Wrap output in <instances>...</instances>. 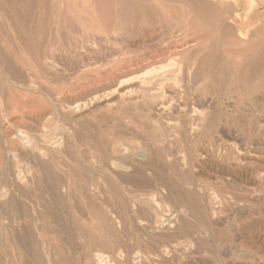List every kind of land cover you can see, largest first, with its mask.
Segmentation results:
<instances>
[{
  "label": "rangeland",
  "instance_id": "obj_1",
  "mask_svg": "<svg viewBox=\"0 0 264 264\" xmlns=\"http://www.w3.org/2000/svg\"><path fill=\"white\" fill-rule=\"evenodd\" d=\"M7 1L0 0L3 6L7 8V11L13 13L15 17L13 22L7 21L3 23V15L0 10V47H3L0 48V62L3 61L5 65L2 66L3 62L0 64V75L3 74V76H0V142L2 138L1 132L7 133L10 130L7 134H9V137H12V133L15 129H20L22 126H25L24 124L26 123L24 122H27L28 125L26 124V126L21 129L24 130L29 128L24 131L27 133L28 137L31 138L32 142L31 140L28 142L24 138L20 140L16 135L18 141L15 142L14 140L13 143L10 144V148L13 150L12 152L10 150L7 159L0 156V173H2L0 175V180L2 181V177L4 179L2 182L0 181V187L2 186L0 191L3 193L1 194L0 192V264H28V262L29 264H51L49 263L48 244L53 248L56 259L61 258V264H70L71 261V264H82V258L89 249L93 251V254L100 252L105 256H111L110 246L114 240L121 245L120 251H123V249L129 246L130 249H127H129L133 255L136 254V251L138 254L141 253L140 244L142 246L144 242L153 243L154 245H151L153 246L152 248L159 246L160 237H157L153 241H148L143 237L141 230H139L142 225L148 222L145 216L138 214L137 211L131 212L128 215L122 197H118L117 200H114L113 196H111V192L113 189L118 188L124 195L127 193L130 195L131 200H135L142 209L144 208V211L147 209L146 201H144L147 196L146 194L150 192L153 194L154 189L152 186L160 184L168 185L173 193H175L173 194L175 197L183 200L186 198V200L195 204L198 208L197 219L188 222L186 224L187 226L185 225L183 227L184 229H178L176 239L173 241L174 244H179V246L189 249V260L193 261L195 264H227L228 262L233 264H264V162H262L264 159V54H260L261 52L259 51V49L264 48V0H224L233 5L234 13L232 12L229 15L226 14L227 18L222 21V18L216 15L217 6L208 4L206 0H51L48 8L49 15L45 21L40 18L42 12V10H40V8L42 9L41 0H34L35 8L32 5L28 7L25 4L28 0H15V2L13 0ZM192 8L193 11L209 13V21L203 23L190 12ZM34 11L36 14V17H34L35 23L26 15ZM20 12L24 14V22L23 20L20 22L21 18H23V14ZM236 16L238 17L237 19ZM234 20L237 21L241 29L249 30L245 39H235V37L229 35L227 25H230L229 22H233ZM14 26H16L27 39L25 44L27 42L28 45H32L31 47L36 46L37 48H31L26 45L27 51L24 48L25 44L21 42L23 39L17 35L18 33L15 31ZM23 28H25V30ZM23 30L27 32L25 33ZM32 34H34V36H32ZM248 34L251 35L249 36ZM33 37H35L37 41ZM22 44L24 46H22ZM15 49L19 53H17ZM230 49L235 52L240 50L246 54L248 51L255 52H253L251 56L246 55V58L240 63H233L227 58L226 54ZM33 50L35 52H33ZM30 51L32 54H36V57L32 54L30 55ZM191 51L192 53L190 54ZM40 53L43 54V56H41ZM200 55L202 57H200ZM32 56L35 59H33ZM2 58H5V61L2 60ZM8 59L10 63H8ZM167 59L168 62H170L169 64ZM172 59L174 61H170ZM173 62L175 63L174 66ZM171 63L172 66L170 65ZM166 64L168 67H166ZM7 65H10L9 68ZM157 65L162 68H159ZM1 66L5 69L6 73ZM150 66L152 68L155 67L154 70L150 68ZM6 68L9 69V72ZM11 69L13 70L11 71ZM48 71H50V73ZM19 72L22 74H19ZM145 72L146 74H143ZM66 75L67 77H65ZM140 77H143V79H149L150 77L156 78L160 83L165 79V81L161 83V85L164 83L162 87H166V85H175L174 87H176L177 93L173 98L166 93L163 94L162 98L160 96V99L166 101V105L169 104L167 117L171 122L178 121V123H180L181 120L186 118L194 122L193 127L197 126L196 128H198L199 131L196 135L192 136V140L188 142V140L185 139L186 132L182 134L181 131L183 130L180 124L176 126L173 132L162 127V124L156 117L155 111H148L146 104L142 102V98L139 94L140 97L138 96L136 99L125 101L118 105L119 103H117L116 97L118 92L115 91H121V89L125 90L128 86L135 85L140 81ZM6 78L9 79L6 80ZM20 78L23 79V82ZM137 78L140 79L138 80ZM172 79L174 81L176 79V81L174 82ZM30 87L32 89H29ZM112 90H115V93ZM52 93L54 94L52 95ZM228 96L235 97L234 107H232L233 109L231 108V111L225 106V101ZM35 102L37 103L35 104ZM108 102L112 104L114 102L115 108H109V106H107L109 104ZM62 106H64V108ZM180 106H182V108H180ZM54 107H57L58 110L56 111L57 108ZM174 109L175 111H173ZM12 112L14 113L12 114ZM200 112L201 114L203 112V114L201 115ZM21 113L24 114V116ZM19 114L24 121L21 120L22 118L19 117ZM29 115L32 121L28 119ZM9 116L10 118H8ZM13 116L17 117L15 118ZM39 116L42 118L39 119ZM47 116L50 118H47ZM57 117H59V119ZM60 117L62 120H60ZM196 117L198 119H195ZM228 119L232 122L231 127L226 122ZM8 120L13 122V125H11L12 123L10 124V122H6ZM20 120L22 123H19ZM29 123L34 126H31ZM16 124L19 125L17 126ZM20 124L22 125L20 126ZM36 124L38 128L35 129L34 127H36ZM42 125L43 130L41 128ZM60 126L63 130H61ZM229 127L232 129L231 131L234 135L242 136V141L246 143L249 149L256 151V161L253 162L252 167L254 170L257 169L256 177L262 178V185L256 184V186H254L249 182H237L229 186L226 185L223 154L226 148L227 138L224 132ZM37 129L40 130L38 134L36 133ZM49 129H51V132ZM118 130L119 133H113L115 131L118 132ZM32 131H34V133ZM45 131L47 132L44 133ZM66 131L70 133H66ZM138 132L140 135H138ZM237 132L241 133L237 134ZM53 133L59 134V142L62 144L60 145L61 149L59 147L60 152L56 154L58 155L56 159H51L50 156L48 157L47 155H43L46 156V158L43 156L38 157V155L36 158L35 152H37V149L34 147L36 144L37 146L39 143L41 144L38 135L42 134L45 136L46 134ZM181 134L184 137H182ZM33 135L37 136L36 140ZM21 141L22 143H28V145H26L28 147H26L27 149L24 152L20 149ZM117 143H122L124 146L126 145L125 148H127V150L133 148L131 150L129 149L132 154L138 155L144 152L147 158L142 161L140 160L141 162L135 157H130L122 161L114 160L112 150ZM18 144L20 145L18 146ZM30 144H33L32 147ZM63 145L66 146L63 147ZM149 146H151L150 149ZM17 147L20 151H17ZM21 151L25 153V155L21 154ZM26 152H30L28 153L29 156ZM184 152L189 153L192 164L189 162L186 166L182 165L180 157H182ZM16 153L18 155H16ZM167 153L170 154L167 156ZM57 157L59 158L57 159ZM8 158L10 160H8ZM168 158L171 160H168ZM6 160L8 161L6 162ZM14 161L16 166L15 163H13ZM33 162H35L37 166ZM115 162L122 166L117 168L114 164ZM150 163H152L153 167ZM59 164L63 166L61 167ZM217 164L218 167H216ZM34 165L37 169L33 167ZM39 167L43 168L40 170ZM91 168L94 171L90 170ZM147 168L151 169L147 171ZM152 168L153 171H150ZM45 169L47 171H45ZM15 170L18 171V173L24 171V173L21 172L24 176L28 174L33 175L35 173L33 175L34 182L27 184V186H25L26 188H17V184L13 180V177H11L12 175H10L13 174ZM9 171L12 172L9 174ZM180 171L183 172L181 173ZM151 172H155L156 174L154 175V173L152 174ZM37 173L40 176L36 175ZM51 173L53 174L51 175ZM41 176H45L44 179L47 182L44 181ZM6 177L8 179H6ZM120 178H122L121 181L119 180ZM161 180L163 182H161ZM150 181L153 182L151 183ZM149 182L151 186H149ZM5 183H8V186ZM35 183L37 189L36 185H34ZM144 185H146L147 188ZM65 187H69L70 189V193L69 195L67 194V196L64 192L66 191ZM218 190H223V200L229 199V201L233 202L231 198H229L230 194L228 193L232 192L236 197L241 198L242 201L238 204H231L229 207L223 205L219 213L220 220L213 217L209 222V216L206 215V218L201 216L203 205L206 203L199 195L202 193L217 195ZM249 190L252 192L250 193ZM16 191H20V193L15 194ZM178 191L181 193H178ZM224 191L227 192L224 193ZM10 192L13 195H11ZM60 194L64 196L65 200L61 198L63 196ZM5 199L10 201H5ZM193 199H196V201ZM104 200L106 202L108 201V204H106ZM115 201H118L116 205L125 220L126 229L123 232L121 230L116 231L110 227L105 228L102 226V222H104L106 218L115 216L113 209H111L112 206L110 207ZM217 201L220 203L222 198L217 197ZM36 204L39 205V207ZM239 204L252 206L255 212L249 215V217L248 215L236 217L235 221L232 222V226H226L235 215L234 213H236V209L239 208ZM48 210L49 212L47 213L46 211ZM199 211L201 212L199 213ZM192 222L194 223L192 224ZM134 224L136 226H133ZM193 225L196 226V228ZM58 226L61 227L59 228ZM136 227H139V229ZM62 232L65 233V235ZM184 232H188V234ZM254 234H258V237L256 235L254 236ZM206 236L208 239L210 238V242L208 239L204 240ZM65 238L67 242L64 241ZM100 239L102 241H99ZM127 239L128 243L125 242ZM199 239H202V242ZM254 240L256 242H254ZM74 247L75 249H72ZM154 249H152L151 254L153 258L157 252V250ZM65 251L67 253L66 256ZM215 251L216 253H214ZM225 251L233 254V257L230 255L227 257L223 256L222 253ZM186 259L187 258L184 257L181 261L176 258L175 261V258L173 260L169 257L168 261L170 263L165 260L163 264H182Z\"/></svg>",
  "mask_w": 264,
  "mask_h": 264
},
{
  "label": "bare ground",
  "instance_id": "obj_2",
  "mask_svg": "<svg viewBox=\"0 0 264 264\" xmlns=\"http://www.w3.org/2000/svg\"><path fill=\"white\" fill-rule=\"evenodd\" d=\"M7 1V0H6ZM14 2H15V0H13ZM23 1V0H22ZM50 1L51 0H41V3H42V9L40 8V10H42V12H41V16H40V18L43 20V21H45V19L48 17V15H49V12H48V8H49V3H50ZM202 1V0H201ZM207 1V3L208 4H211V5H214V6H217V11H216V15L220 18H222L221 19V21L222 20H224V19H226L227 18V15L226 14H231L233 11H234V7H233V5L232 4H230L229 2H225L224 0H206ZM261 1V0H260ZM259 1V2H260ZM8 2V1H7ZM13 2V3H14ZM57 3V2H56ZM91 3V2H90ZM117 3V2H116ZM201 3V2H200ZM2 4V5H1ZM19 4V3H18ZM25 4L29 7L30 5H32L33 7H34V0H28V1H26L25 2ZM52 4H53V2H52ZM146 4H147V2H146ZM151 4V3H150ZM39 5H40V3H39ZM91 5V4H90ZM9 6H10V4H9ZM13 6V5H12ZM93 6V5H92ZM144 6V5H143ZM25 7V6H24ZM237 7V6H236ZM35 8V7H34ZM137 8V7H136ZM0 10L2 11V15H3V18H2V22L3 23H5V22H7V21H11V22H13V19H14V17H15V15L13 14V13H11V12H8L7 11V8H5L4 6H3V3L2 2H0ZM27 10H28V8H27ZM29 10L31 11V9L29 8ZM133 10V9H132ZM146 10V9H145ZM236 10V9H235ZM15 11V10H14ZM149 11V10H148ZM24 13H26L25 11H23ZM23 12L21 13V14H23ZM29 12V11H28ZM145 12H147V11H145ZM190 12H192L198 19H200L203 23H206V22H208L209 21V17H210V15H209V13H204V12H201V11H193V8H192V11H190ZM196 12V13H195ZM237 12V11H236ZM18 13H19V11H18ZM139 13V12H138ZM234 13V12H233ZM17 14V13H16ZM238 14V13H237ZM29 18H30V20L31 21H35V19H34V17H36V14H35V11L33 12V13H29V14H26ZM35 15V16H34ZM140 15H142V14H140ZM19 16H20V14H19ZM24 16V14L22 15V17ZM147 16H148V14H147ZM138 17H141V16H138ZM137 17V18H138ZM152 17V16H151ZM20 18V17H19ZM130 18V17H129ZM238 17L236 16V19H237ZM258 18V17H257ZM28 19V18H27ZM152 19V18H151ZM18 20V19H17ZM23 20V22H24V17L23 18H21V20H20V22ZM139 20V19H138ZM153 20V19H152ZM29 21V20H28ZM188 21H189V19H188ZM247 21V20H246ZM17 22V21H16ZM22 22V23H23ZM26 22H27V20H26ZM32 22V23H33ZM192 22V21H191ZM243 22H245V21H243ZM15 23V22H14ZM18 23V22H17ZM35 23V22H34ZM46 23V22H45ZM109 23V22H108ZM230 23V25L228 24L227 25V29H228V33H229V35H231L232 37H235V39L237 38V39H245V37H246V34H247V32H249V30L247 31V30H244V29H241L240 28V26H238V23H237V21H230L229 22ZM257 23V22H256ZM31 24V23H30ZM107 24V23H106ZM105 24V25H106ZM119 24V23H118ZM246 24V23H245ZM6 25V24H5ZM12 25H14V24H12ZM22 25H24V24H22ZM43 25V24H42ZM256 25V24H255ZM7 26V25H6ZM17 26V25H16ZM16 26H14V29H15V31L18 33L17 35H19L22 39H23V41H21L23 44H25V41H27V39L21 34V32L16 28ZM34 26V25H33ZM32 26V27H33ZM37 26H38V23H37ZM140 26V25H139ZM216 26H217V24H216ZM43 27V26H42ZM3 28V27H2ZM1 28V29H2ZM53 28V27H52ZM135 28H136V26H135ZM158 28V27H157ZM217 28V27H216ZM221 28H222V26H221ZM247 28V27H246ZM24 30H25V28H23ZM105 29V28H104ZM123 29H124V27H123ZM223 29V28H222ZM23 30V31H24ZM30 30H32V29H30ZM108 30V29H107ZM134 30V29H133ZM145 30V29H144ZM2 31V30H1ZM25 33L27 32V31H24ZM110 32V31H109ZM125 32V31H124ZM138 32V31H137ZM2 33H3V31H2ZM39 33V32H38ZM223 33V32H222ZM5 34V33H4ZM11 34V33H10ZM28 34V33H27ZM209 34V33H208ZM48 35V34H47ZM61 35V34H60ZM249 35V34H248ZM251 35V34H250ZM249 35V36H250ZM5 36V35H4ZM12 36V35H11ZM32 36H34V34H32ZM37 36V35H36ZM249 36H248V39H249ZM171 37V36H170ZM28 38H29V36H28ZM33 38H35V37H33ZM227 38V37H226ZM10 39H12V38H10ZM36 39V38H35ZM211 39V38H210ZM247 39V40H248ZM8 40H9V38H8ZM21 40V39H20ZM20 40H19V42H20ZM30 40H32V39H30ZM34 40V39H33ZM51 40V39H50ZM173 40V39H172ZM252 40V39H251ZM3 41V40H2ZM10 41H12V40H10ZM36 41H37V39H36ZM43 41H44V39H43ZM163 41H164V39H163ZM171 41V40H170ZM250 41V40H249ZM12 42H14V41H12ZM182 42V41H181ZM192 42V41H191ZM228 42V41H227ZM252 42V41H251ZM33 43V42H32ZM31 43V44H32ZM80 43V42H79ZM169 43V42H168ZM170 43H172V42H170ZM187 43V42H186ZM193 43V42H192ZM13 44V43H12ZM22 44V46H24ZM29 44H30V42H29ZM35 44H36V42H35ZM41 44V43H40ZM165 44V43H164ZM185 44V43H184ZM191 44V43H190ZM243 44V43H242ZM26 45H28L27 44V42H26V44H25V46H24V48L27 50V48H26ZM37 45V44H36ZM169 45V44H168ZM14 46V45H13ZM19 46V45H18ZM32 46V45H31ZM30 45H28V47H31ZM41 46V45H40ZM68 46V45H67ZM170 46H172V45H170ZM169 46V47H170ZM177 46V45H176ZM182 46V45H181ZM180 46V47H181ZM2 47V46H1ZM0 47V48H1ZM15 47V46H14ZM34 47V46H33ZM33 47H31V48H33ZM36 47V46H35ZM34 47V48H35ZM77 47H79V46H77ZM183 47H184V45H183ZM3 48V47H2ZM7 48H8V46H7ZM16 48V47H15ZM30 48V49H31ZM37 48V47H36ZM187 48V47H186ZM9 49V48H8ZM58 49V48H57ZM174 49V48H173ZM13 50H14V48H13ZM179 50V49H178ZM195 50V49H194ZM15 51H16V49H15ZM28 51V50H27ZM31 51H32V49H31ZM30 51V55L32 54V52ZM38 51V50H37ZM57 51V50H56ZM166 51H168V50H166ZM165 51V52H166ZM259 51L261 52L260 54H264V48H262V49H259ZM17 53H19L18 51H16ZM21 52V51H20ZM33 52H35L34 50H33ZM45 52V51H44ZM204 52V51H203ZM253 52H255V51H248L247 52V54L245 53V52H241L240 50L238 51V52H235V51H231V49H230V51H227V58H229V60L230 61H232L233 63L235 62V63H240L244 58H246L245 56L247 55V56H251L252 54H253ZM6 53V52H5ZM149 53V52H148ZM157 53V52H156ZM170 53V52H169ZM169 53H167V54H169ZM192 53V51L190 52V54ZM1 54V53H0ZM14 54H16V53H14ZM41 54V53H40ZM161 54V53H160ZM3 55V54H2ZM6 55V54H5ZM18 55V54H17ZM20 55V54H19ZM27 55V54H26ZM34 57H36L35 55L36 54H32ZM46 55H48V54H46ZM63 55V54H62ZM163 55V54H162ZM171 55V54H170ZM193 55V54H192ZM204 55V54H203ZM22 56V55H21ZM32 56V57H33ZM41 56H43V54H41ZM152 56V55H151ZM150 56V57H151ZM206 56V55H205ZM23 57V56H22ZM33 57V59H35ZM145 57V56H144ZM200 57H202L201 55H200ZM30 58V57H29ZM157 58V57H156ZM161 58V57H160ZM172 58V57H171ZM170 58V59H171ZM1 59V58H0ZM5 59V58H4ZM3 58H2V60H4ZM23 59V58H22ZM25 59V58H24ZM44 59V58H43ZM49 59H51V58H49ZM168 59H169V56H168ZM168 59H167V62H168ZM259 59V58H258ZM257 59V60H258ZM29 60V59H28ZM37 60V59H36ZM262 60V59H261ZM5 61V60H4ZM8 61H9V59H8ZM154 61H156V60H154ZM170 61H174L173 59L172 60H170ZM1 62H3V61H1ZM1 62H0V64H1ZM45 62V61H44ZM144 62V61H143ZM149 62V61H148ZM201 62H203V61H201ZM7 63V62H6ZM8 63H10V61L8 62ZM26 63V62H25ZM31 63V62H30ZM35 63H36V61H35ZM158 63H160V62H158ZM157 63V64H158ZM170 62H168V64H169ZM174 63V62H173ZM205 63V62H204ZM226 63V62H225ZM231 63V62H230ZM163 64V63H162ZM162 64H161V66H162ZM251 64V63H250ZM4 65V62L2 63V66ZM37 65V64H36ZM145 65V64H144ZM171 66H172V63L170 64ZM175 65V63L173 64V66ZM180 65V64H179ZM184 65V64H183ZM229 65H231V64H229ZM260 65H262V64H260ZM264 65V64H263ZM1 66V67H2ZM5 66V65H4ZM8 66V65H7ZM10 66V65H9ZM9 66H8V68H9ZM34 66V65H33ZM39 66H40V64H39ZM42 66V65H41ZM152 66V65H151ZM150 66V68H152ZM157 66H159V65H157ZM161 66H159V68L161 67ZM227 66V65H226ZM29 67V66H28ZM37 67V66H36ZM163 67H164V65H163ZM166 67H168V65L166 64ZM181 67V66H180ZM243 67V66H242ZM8 68H6V70H8V72H9V69ZM13 68V67H12ZM39 68V67H38ZM42 68V67H41ZM48 68V67H47ZM155 68V67H154ZM154 68H152L153 70H154ZM158 68V67H157ZM156 68V69H157ZM162 68V67H161ZM178 68H179V66H178ZM184 68V67H183ZM187 68V67H186ZM216 68V67H215ZM2 69H4L3 67H2ZM14 69V68H13ZM13 69H11V71L13 70ZM17 69V68H16ZM26 69V68H25ZM37 69V68H36ZM151 69V70H152ZM166 69V68H165ZM189 69H191V68H189ZM188 69V70H189ZM251 69V68H250ZM260 69H261V67H260ZM28 70V69H27ZM83 70V69H82ZM147 70V69H146ZM145 70V71H146ZM150 70V69H149ZM152 70V71H153ZM172 70V69H171ZM31 71V70H30ZM80 71V70H79ZM144 71V70H143ZM156 71H158V70H156ZM155 71V72H156ZM160 71V70H159ZM168 71V70H167ZM166 71V72H167ZM264 71V70H263ZM4 72H5V69H4ZM3 72V73H4ZM21 72V71H20ZM19 72V74H22V73H20ZM49 73H50V71H48ZM55 72V71H54ZM149 72V71H148ZM175 72H177V71H175ZM180 72H181V70H180ZM216 72V71H215ZM6 73V72H5ZM13 73V72H12ZM42 73V72H41ZM151 73V72H150ZM211 73H212V71H211ZM210 73V74H211ZM7 74H9V73H7ZM6 74V75H7ZM15 74H18V73H15ZM18 74V75H19ZM48 74V73H47ZM73 74V73H72ZM143 74H146V72L145 73H143ZM152 74V73H151ZM150 74V75H151ZM243 74V73H242ZM10 75V74H9ZM25 75V74H24ZM53 75V74H52ZM68 75V74H67ZM67 75L65 76V77H67ZM73 75H75V74H73ZM159 75H161V74H159ZM164 75H165V73H164ZM176 75H178V74H176ZM263 75V74H262ZM0 76H3V74L2 75H0ZM35 76H36V74H35ZM42 76V75H41ZM60 76V75H59ZM166 76H167V74H166ZM211 76H212V74H211ZM22 77V76H21ZM44 77V76H43ZM56 77V76H55ZM64 77V78H65ZM139 77V76H138ZM143 77H144V75H143ZM143 77L140 79V81H138L135 85H132V86H128L125 90H122L121 89V91H115V92H118L117 93V103H119L118 105H120L121 103H124L125 101H131V100H133V99H136L139 95L141 96V98H142V102L144 103V104H146V108H148V111H150V110H153V111H155V113H156V117H157V119H159V121H160V123L162 124V127H165V128H167L170 132H173L174 131V129L176 128V126H178L179 124H180V127L182 128V130L183 131H181L182 132V134L183 133H185L186 132V136H185V139L186 140H188V142L190 141V140H192V136H194V135H196L197 134V132L199 131V129L198 128H196V127H193V124H194V122L193 121H189L187 118L186 119H184V120H181L180 121V123H178V121H174V122H171L170 120H169V118L167 117L168 115V106H169V104L168 105H166V101H164V100H161L160 99V96H161V98H162V96H163V94H166L167 93V95H170V97H172L173 98V96L177 93V89H176V87H174L175 85H166V87H162L163 85H164V83H163V85H161V83L162 82H164L165 81V79H163L164 81H162L161 83L158 81V79H156V78H152V77H150L149 79H143ZM148 77V76H147ZM156 77V76H155ZM175 77H177V76H175ZM174 77V78H175ZM11 78H12V76H11ZM173 78V77H172ZM178 78V77H177ZM241 78H243V77H241ZM255 78V77H254ZM5 79V78H4ZM7 79H9V78H6V80ZM16 79V78H15ZM24 79H25V77H24ZM59 79V78H58ZM57 79V80H58ZM67 79V78H66ZM138 79V78H137ZM138 79V80H139ZM226 79V78H225ZM252 79V78H251ZM11 80V79H10ZM19 80V79H18ZM20 80L22 81L23 79H21L20 78ZM19 80V81H20ZM27 80V79H26ZM173 80V79H172ZM256 80V79H255ZM161 81V80H160ZM169 81V80H168ZM174 81V80H173ZM172 81V82H173ZM175 81H176V79H175ZM174 81V82H175ZM178 81V80H177ZM225 81V80H224ZM227 81V80H226ZM12 82H14V81H12ZM23 82V81H22ZM24 82H28V81H24ZM128 82V81H127ZM30 83V82H29ZM37 83V82H36ZM62 83V82H61ZM130 85H131V83H130ZM176 85H177V82H176ZM120 86V85H119ZM118 86V87H119ZM21 87V86H20ZM70 87V86H69ZM117 87V86H116ZM240 87V86H239ZM255 87V86H254ZM181 88V87H180ZM24 89V88H23ZM26 89V88H25ZM29 89H32L31 87L29 88ZM117 89V88H116ZM13 90V89H12ZM241 90V89H240ZM253 90V89H252ZM62 91H64V90H62ZM113 91V90H112ZM113 91V92H114ZM179 91V90H178ZM41 92V91H40ZM44 92H46V91H44ZM52 92V91H51ZM50 92V93H51ZM114 92V93H115ZM14 93V92H13ZM59 93V92H58ZM57 93V94H58ZM47 94H48V92H47ZM54 93H52V95H53ZM60 94V93H59ZM139 94V95H138ZM229 94V93H228ZM112 95V94H111ZM57 96V95H56ZM110 96V95H109ZM139 96V97H140ZM6 97V96H5ZM28 97V96H27ZM49 97V96H48ZM61 97V96H60ZM64 97V96H63ZM95 97V96H94ZM97 97V96H96ZM106 97V96H105ZM224 97V96H223ZM255 97V96H254ZM20 98V97H19ZM35 98V97H34ZM107 98V97H106ZM4 99V98H3ZM13 99V98H12ZM97 99H98V97H97ZM108 99V98H107ZM114 99V98H113ZM169 99V98H168ZM58 100V99H57ZM93 100V99H92ZM100 100V99H99ZM105 100V99H104ZM175 100V99H174ZM22 101V100H21ZM27 101V100H26ZM38 101V100H37ZM178 101V100H177ZM247 101V100H246ZM258 101H259V99H258ZM115 102V101H114ZM114 102H113V104L111 103H109L107 106H109V108L111 107V108H115V106H114ZM215 102V101H214ZM256 102V101H255ZM9 103V102H8ZM17 103V102H16ZM23 103H24V101H23ZM27 103V102H26ZM29 103H30V101H29ZM37 102H35V104H36ZM64 103V102H63ZM68 103V102H67ZM79 103V102H78ZM106 103V102H105ZM171 103V102H170ZM201 103V102H200ZM212 103V102H211ZM234 103H235V97L233 98V96H228L227 97V99H226V101H225V106H226V108L229 110V111H231V108L232 107H234ZM21 104V103H20ZM181 104V103H180ZM253 104V103H252ZM260 104V103H259ZM258 104V105H259ZM13 105H14V103H13ZM18 105V104H17ZM28 105V104H27ZM32 105V104H31ZM68 105V104H67ZM78 105V104H77ZM81 105V104H80ZM143 105V104H142ZM210 105V104H209ZM212 105V104H211ZM15 106V105H14ZM29 106H30V104H29ZM35 106H37V105H35ZM54 106V105H53ZM243 106V105H242ZM11 107V106H10ZM21 107V106H20ZM23 107H24V105H23ZM40 107V106H39ZM60 107V106H59ZM63 108H64V106H62ZM143 107H144V105H143ZM12 108V107H11ZM10 108V109H11ZM15 108H16V106H15ZM25 108V107H24ZM36 108V107H35ZM34 108V109H35ZM54 108H57V107H54ZM67 108V107H66ZM82 108V107H81ZM83 108H85V107H83ZM178 108V107H177ZM180 108H182V106H180ZM179 108V109H180ZM9 109V108H8ZM18 109V108H17ZM21 109V108H20ZM27 109V108H26ZM33 109V110H34ZM233 109V108H232ZM16 110V109H15ZM58 110V108L56 109V111ZM76 110V109H75ZM80 110V109H79ZM78 110V111H79ZM170 110V109H169ZM177 110V109H176ZM203 110V109H202ZM245 110V109H244ZM253 110V109H252ZM256 110V109H255ZM13 111V110H12ZM31 111V110H30ZM35 111V110H34ZM173 111H175V109L173 110ZM201 111V110H200ZM18 112H20V111H18ZM25 112V111H24ZM71 112V111H70ZM197 112H199V111H197ZM214 112H215V110H214ZM2 113V112H1ZM14 112H12V114H13ZM27 113V112H26ZM49 113V112H48ZM58 113V112H57ZM72 113V112H71ZM218 113V112H217ZM22 114V113H21ZM37 114V113H36ZM45 114V113H44ZM66 114V113H65ZM77 114V113H76ZM129 114V113H128ZM136 114V113H135ZM138 114V113H137ZM192 114H194V113H192ZM199 114V113H198ZM200 114H201V112H200ZM199 114V115H200ZM202 114H203V112H202ZM201 114V115H202ZM254 114V113H253ZM23 116H24V114H22ZM31 115V114H30ZM30 115H29V117H28V119H30ZM34 115H35V113H34ZM38 115V114H37ZM69 115V114H68ZM72 115V114H71ZM78 115V114H77ZM200 115V116H201ZM44 116V115H43ZM58 116H59V114H58ZM79 116V115H78ZM196 116V115H195ZM212 116V115H211ZM210 116V117H211ZM12 117V116H11ZM13 117H15V116H13ZM17 117V116H16ZM15 117V118H16ZM19 117H20V114H19ZM18 117V118H19ZM65 117V116H64ZM69 117L71 118V116L69 115ZM130 117V116H129ZM188 117V116H187ZM191 117H193V116H191ZM198 117V116H197ZM195 118V119H198V118ZM256 117V116H255ZM8 118H10V116L8 117ZM7 118V119H8ZM20 118H22V117H20ZM26 118V117H25ZM42 117H40L39 116V119H41ZM47 118H50V117H48L47 116ZM58 119H59V117H57ZM114 118V117H113ZM6 119V120H7ZM12 119V118H11ZM11 119H9V120H11ZM33 119V118H32ZM46 119V118H45ZM58 119H57V121H58ZM116 119H117V117H116ZM134 119V118H133ZM172 119V118H171ZM176 119V118H175ZM194 119V120H195ZM240 119V118H239ZM255 119V118H254ZM6 121V122H10V121ZM21 120H23V118L21 119ZM20 120V122L19 123H22V121ZM31 120V119H30ZM47 120V119H46ZM60 120H62L61 119V117H60ZM83 120V119H82ZM151 120H153V119H151ZM209 120V119H208ZM211 120V119H210ZM12 121V120H11ZM24 121V120H23ZM29 121V120H28ZM32 121V120H31ZM34 121V120H33ZM44 122H46L45 120H43ZM74 121V120H73ZM126 121V120H125ZM155 121V120H154ZM203 121V120H202ZM235 121V120H234ZM237 121H238V119H237ZM240 121V120H239ZM241 121H242V118H241ZM17 122V121H16ZM75 122V121H74ZM200 122V121H199ZM227 124L231 127L232 126V122H231V120L230 119H228L227 121ZM12 123V124H11ZM24 123H26L27 125H28V123L27 122H24ZM31 123V122H30ZM29 123V124H30ZM37 123H38V121H37ZM53 123H55V122H53ZM60 123V122H59ZM72 123V122H71ZM159 123V124H160ZM244 123V122H243ZM255 123V122H254ZM7 124V123H6ZM10 124L11 125H13V122H10ZM15 124V123H14ZM26 124H24L25 126H26ZM35 124V123H34ZM57 124V123H56ZM65 124V123H64ZM74 124V123H73ZM80 124V123H79ZM87 124V123H86ZM200 124V123H199ZM5 125V124H4ZM17 125V124H16ZM19 125V124H18ZM17 125V126H18ZM22 124H20V126H21ZM31 125V124H30ZM77 125V124H76ZM118 125V124H117ZM122 125V124H121ZM239 125V124H238ZM24 126V127H25ZM31 126H34L33 124L31 125ZM30 126V127H31ZM39 126V125H38ZM59 126V125H58ZM64 126H66V125H64ZM223 126V125H222ZM240 126H242V125H240ZM245 126H246V123H245ZM5 127V126H4ZM12 127H15V126H12ZM23 127V126H22ZM21 127V128H22ZM23 127V128H24ZM27 127H29V126H27ZM52 127H54V126H52ZM61 127V126H60ZM59 127V128H60ZM125 127V126H124ZM228 128V129H226V131L224 132V134H225V136H226V138H227V143H226V148H225V150H224V154H223V159H224V171H225V181H226V185L227 186H229V185H231L232 183H237V182H249L250 184H252V185H254V186H256V184H260V185H262L263 184V181H262V178H257L256 177V170H254V168L252 167V164H253V162H255L256 161V151L255 150H251V149H249L248 147H247V145H246V143H244L243 141H242V139H241V137L242 136H238V135H234V133L231 131L232 129L231 128ZM236 127V126H235ZM19 129V128H17V129H15V131H13V138L10 136L9 137V134H7L8 132H10V130L7 132V133H2L1 132V136H2V138H1V142H0V156L1 157H5V159H7V157L9 156L8 154H9V152H10V150H11V148H10V144L11 143H13V141L15 140V142L16 141H18L17 140V137H19L20 138V140H22L23 138L24 139H26V141H28L29 142V140H31V138L30 137H28V135H27V133L25 132L26 131V129H29V128H26V129H24V130H22V129ZM35 129L36 128H38L37 127V124H36V127H34ZM42 130H43V125H42ZM55 128V127H54ZM71 128V127H70ZM80 128V127H79ZM129 128V127H128ZM237 128V127H236ZM10 129V128H9ZM40 129V128H39ZM221 129V128H220ZM225 129V128H224ZM244 129V128H243ZM245 129H246V127H245ZM12 130V129H11ZM34 130V129H33ZM44 130H46V129H44ZM51 129H49V131H50ZM59 130V129H58ZM61 130H63V128L61 127ZM65 130V129H64ZM66 130H67V128H66ZM72 130V129H71ZM201 130V129H200ZM28 131V130H27ZM36 131V130H35ZM38 131L40 132V130H38L37 129V131H36V133L38 134ZM48 131V132H49ZM57 131V130H56ZM133 131H134V129H133ZM132 131V132H133ZM234 131V130H233ZM236 131V130H235ZM255 131V130H254ZM33 133H34V131H32ZM47 131H45L44 133H46ZM51 132V131H50ZM65 132V131H64ZM63 132V133H64ZM42 133V132H41ZM61 133H62V131H61ZM66 133H70L69 131L67 132L66 131ZM113 133H119V130H118V132H113ZM134 133H135V131H134ZM139 133V132H138ZM240 134L241 132H237V134ZM255 133V132H254ZM257 133V132H256ZM32 134V133H31ZM43 134V133H42ZM42 134H40V135H38V138H39V140L41 141V144L39 143L38 144V146H37V144H36V146L34 147L35 149H37V152H35V154H36V158H37V155H38V157H41V156H43V155H47L48 157L50 156V158L51 159H53V158H55L56 159V156H58V155H56L57 153H59L60 151H59V147H60V149H61V146L60 145H62L61 144V142H59V140H60V137H58V135L59 134H56V133H53V134H46L45 136L44 135H42ZM74 134V133H73ZM142 134H143V132H142ZM181 134V135H182ZM16 135H17V137H16ZM127 135H128V132H127ZM138 135H140V133L138 134ZM137 135V136H138ZM33 136H35V135H33ZM220 136V135H219ZM259 136V135H258ZM32 137V136H31ZM36 137L37 136H35V140H36ZM62 137V136H61ZM140 137V136H139ZM142 137V136H141ZM182 137H184L183 135H182ZM246 137V136H245ZM30 138V139H29ZM137 138V137H136ZM144 138V137H143ZM223 138H225V137H223ZM259 138V137H258ZM33 139V138H32ZM64 139V138H63ZM62 139V140H63ZM154 139V138H153ZM244 139V138H243ZM34 140V139H33ZM38 140V139H37ZM66 140V139H65ZM158 140V139H157ZM224 140V139H223ZM256 140V139H255ZM261 140V139H260ZM26 141H24V142H26ZM31 142H32V140H31ZM73 142H74V140H73ZM160 142V141H159ZM225 142V141H224ZM248 142V141H247ZM256 142V141H255ZM35 143V142H34ZM36 143H38V142H36ZM75 143V142H74ZM191 143V142H190ZM249 143H251V142H249ZM248 143V144H249ZM21 148L20 149H22L23 150V152L24 151H26V147H28V146H26V145H28V143L26 144V143H22V141H21ZM20 144H18V146L20 145ZM66 144V143H65ZM68 144V143H67ZM162 144V143H161ZM160 144V145H161ZM31 145V144H30ZM33 145V144H32ZM32 145H31V147H32ZM40 145V146H39ZM255 145V144H254ZM66 146V145H65ZM64 145H63V147H65ZM126 146V145H125ZM125 146H124V144H122V143H117L114 147H113V150H112V154H113V159L114 160H117V161H122V160H126V159H128V158H130V157H135V158H137V159H139L138 161L139 162H141L142 160H144L145 158H147V156H146V154L144 153V152H141L140 154H138V155H135V154H132L130 151H129V149L127 150V148H125ZM78 147V146H77ZM160 147V146H159ZM33 148V149H34ZM108 148H109V146H108ZM151 148V146H149V149ZM221 148H222V146H221ZM221 148H220V151H221ZM14 149H15V146H14ZM29 149H30V147H29ZM64 149V148H63ZM70 149V148H69ZM131 149H133V148H131ZM130 149V150H131ZM147 149V148H146ZM217 149V148H216ZM253 149V148H252ZM255 149V148H254ZM13 150V149H12ZM12 150H11V152H12ZM78 150V149H77ZM264 150V149H263ZM15 151H16V149H15ZM17 151H20V150H18V147H17ZM64 151V150H63ZM165 151V150H164ZM201 151V150H200ZM14 152V151H13ZM22 152V151H21ZM21 153V154H24L25 155V153ZM91 152V151H90ZM109 152V151H108ZM167 152V151H166ZM175 152V151H174ZM27 153V152H26ZM28 153H30V152H28ZM28 153H27V155H28ZM63 153H65V152H63ZM11 154V153H10ZM15 154V153H14ZM21 154H20V157H21ZM33 154V153H32ZM31 154V155H32ZM70 154V153H69ZM153 154V153H152ZM170 153H167V156L169 155ZM182 154V153H181ZM195 154V153H194ZM260 154V153H259ZM16 155H18L17 153H16ZM23 155V156H24ZM26 155V156H27ZM154 155V154H153ZM152 155V156H153ZM13 156V155H12ZM29 156V155H28ZM33 156V155H32ZM31 156V157H32ZM194 156V155H193ZM19 157V156H18ZM44 158H46V156H43ZM155 157V156H154ZM10 158V157H9ZM8 158V160H10ZM17 158V157H16ZM27 158V157H26ZM59 157H57V159H58ZM82 158V157H81ZM158 158V157H157ZM14 160H17V159H15V158H13ZM19 159V158H18ZM31 159V158H30ZM34 159H35V157H34ZM50 159V160H51ZM54 159V160H55ZM151 159H153V158H151ZM180 159H181V163H182V165L183 166H186L187 164H189V162H191V158H190V156H189V153L188 152H184L183 154H182V157H180ZM193 159V158H192ZM217 159V158H216ZM8 160H6V162L8 161ZM11 160H12V158H11ZM37 160V159H36ZM35 160V161H36ZM81 160V159H80ZM136 160V159H135ZM141 160V161H140ZM156 160V159H155ZM168 160H171V159H169L168 158ZM264 160V159H263ZM262 160V162H264ZM3 161H5V160H3ZM86 161V160H85ZM178 161H179V157H178ZM200 161V160H199ZM31 162H32V159H31ZM56 162V161H55ZM60 162V161H59ZM84 162V161H83ZM149 162V161H148ZM155 162V161H154ZM158 162H159V160H158ZM5 163V162H4ZM13 163H15V161L13 162ZM26 163H27V161H26ZM30 163V162H29ZM35 165H36V163H37V161H36V163L35 162H33ZM42 163V162H41ZM143 163V162H142ZM175 163V162H174ZM9 164V163H8ZM8 164H6V165H8ZM18 164V163H17ZM30 164H32V163H30ZM29 164V165H30ZM38 164V163H37ZM115 164V166L117 167V168H120V166H122L121 164L119 165V163H117V162H115L114 163ZM129 164V163H128ZM143 164H145V163H143ZM151 164V166L153 167V165H152V163H150ZM171 164V163H170ZM191 164H192V162H191ZM213 164V163H212ZM5 165V164H4ZM28 165V166H29ZM33 165V164H32ZM35 165L33 166V167H35ZM42 165V164H41ZM60 165V164H59ZM163 165H164V163H163ZM209 165V164H208ZM9 166V165H8ZM15 166H16V163H15ZM14 166V167H15ZM18 166H20V165H18ZM37 166V165H36ZM39 166V165H38ZM46 166V165H45ZM57 166H58V164H57ZM61 167L63 166V165H60ZM65 166V165H64ZM166 166V165H165ZM197 166V165H196ZM220 166H222V165H220ZM255 166V165H254ZM5 167V166H4ZM10 167V166H9ZM13 167V168H14ZM26 167H27V165H26ZM30 167V166H29ZM32 167V166H31ZM59 167V166H58ZM60 167V168H61ZM80 167V166H79ZM90 167V166H89ZM133 167V166H132ZM216 167H218V164H217V166ZM24 168H25V165H24ZM36 168V167H35ZM40 168V167H39ZM43 167H41L40 168V170L42 169ZM65 168H66V166H65ZM73 168V167H72ZM80 168H83V167H80ZM215 168V167H214ZM257 168V167H256ZM4 169V168H3ZM2 169V170H3ZM7 169V168H6ZM9 169V168H8ZM11 169V168H10ZM15 169V168H14ZM16 169H17V167H16ZM20 169H21V167H20ZM37 169V168H36ZM35 169V170H36ZM48 169V168H47ZM149 169H151V168H149ZM148 168H147V171L149 170ZM222 169V168H221ZM2 170H1V172H2ZM13 170V169H12ZM22 170H23V168H22ZM25 170H27L28 171V169H25ZM31 170H32V168H31ZM49 170V169H48ZM90 170H92V168L90 169ZM133 170V169H132ZM215 170H216V168H215ZM3 171H5V170H3ZM30 171V170H29ZM28 171V172H29ZM39 171V170H38ZM45 171H47L46 169H45ZM84 171V170H83ZM92 171H94V170H92ZM97 171V170H96ZM150 171H153V168H152V170H150ZM185 171V170H184ZM219 171V170H218ZM12 172V171H11ZM10 171H9V174L11 173ZM15 172V173H14ZM13 172V174H10V175H12L11 177H13V180L15 181V183L17 184L16 186H17V188H23V187H25V186H27V184H29V183H33L34 182V177H33V175L35 174H33V175H31V174H28V175H26V176H24V175H22V173L21 172H23L24 173V171H21L20 173H18V171H14ZM27 172V173H28ZM31 172V171H30ZM34 172V171H33ZM32 172V173H33ZM132 172V171H131ZM181 172V171H180ZM183 172V171H182ZM181 172V173H182ZM216 172V171H215ZM220 172V171H219ZM3 173H5V172H3ZM47 173V172H46ZM50 173V172H49ZM116 173V172H115ZM128 173H129V171H128ZM152 173V172H151ZM154 173V175L156 174L155 172H153ZM152 173V174H153ZM186 173V172H185ZM222 173H224V172H222ZM2 173H0V175H1ZM7 174V173H6ZM53 173H51V175H52ZM166 174H167V172H166ZM4 175V174H3ZM36 175H38V173L36 174ZM43 175V174H42ZM48 175V174H47ZM70 175V174H69ZM162 175V174H161ZM171 175V174H170ZM188 175V174H187ZM211 175V174H210ZM38 176H40V175H38ZM92 176V175H91ZM10 177V176H9ZM41 177H43V176H41ZM45 177V176H44ZM44 177H43V179H44ZM48 177H49V175H48ZM52 177V176H51ZM75 177V176H74ZM112 177V176H111ZM122 177V176H121ZM144 177H145V175H144ZM173 177V176H172ZM261 177V176H260ZM47 178V177H46ZM55 178V177H54ZM85 178H86V176H85ZM131 178V177H130ZM149 178V177H148ZM6 179H8L7 177H6ZM41 179V178H40ZM51 179V178H50ZM69 179V178H68ZM121 179L122 178H120L119 180L121 181ZM142 179V178H141ZM154 179V178H153ZM157 179V178H156ZM160 179H161V176H160ZM160 179H158V180H160ZM164 179V178H163ZM162 179V180H163ZM166 179V178H165ZM183 179H184V177H183ZM186 179V178H185ZM194 179V178H193ZM4 179H3V177H2V181H3ZM124 180H126V179H124ZM144 180V179H143ZM145 180H146V177H145ZM144 180V181H145ZM149 180V179H148ZM161 180V182H163ZM189 180V179H188ZM264 180V179H263ZM1 181V180H0ZM1 181V182H2ZM8 181V180H7ZM13 181V182H14ZM36 181V180H35ZM42 181V180H41ZM44 181H46L45 179H44ZM52 181V180H51ZM97 181V180H96ZM118 181V180H117ZM135 181V180H134ZM137 181V180H136ZM168 181V180H167ZM166 181V182H167ZM177 181V180H176ZM5 182V181H4ZM10 182H11V180H10ZM47 182V181H46ZM55 182V181H54ZM126 182V181H125ZM124 182V183H125ZM127 182H129V181H127ZM132 182V181H131ZM141 182V181H140ZM151 183L153 182V181H150ZM150 182H149V186H151V184H150ZM165 182V183H166ZM178 182V181H177ZM180 182V181H179ZM185 182V181H184ZM37 183V182H36ZM36 183L34 184V185H36ZM42 183H43V181H42ZM69 183V182H68ZM130 183V182H129ZM136 183V182H135ZM134 183V184H135ZM143 183V182H142ZM146 183H147V180H146ZM169 183V182H168ZM6 184V183H5ZM13 184V183H12ZM126 184H128V183H126ZM141 184V183H140ZM144 184V183H143ZM154 184V183H153ZM179 184V183H178ZM246 184H248V183H246ZM7 186H8V183L6 184ZM5 185V186H6ZM146 185H148V184H146ZM146 185H144L145 187H146ZM170 185V184H169ZM235 185H237V184H235ZM241 185V184H240ZM249 185V184H248ZM6 186V187H7ZM33 186V185H32ZM97 186H98V182H97ZM101 186V185H100ZM127 186V185H126ZM134 186V185H133ZM136 186V185H135ZM242 186V185H241ZM244 186V185H243ZM246 186V185H245ZM2 187V186H1ZM0 187V188H1ZM47 187H48V185H47ZM73 187V186H72ZM91 187V186H90ZM143 187V186H142ZM153 187V189H154V191H153V194H152V192H150V193H147L146 195V197H145V199H144V201H146V205H147V209L146 210H144L143 211V209L140 207V205H138L137 204V202L135 201V200H131V197H130V195H128L127 193H125V195H124V193L123 192H121L120 191V189H118V188H116V189H113V191L111 192V196H113V199L114 200H117L118 199V197H122V199H123V202L125 203V209H126V211H127V213H128V215H129V213H131V212H135V211H137L138 212V214H142L143 216H145V218L147 219L146 221H148L147 223H145L144 225H142L141 226V228L139 229V227H136V228H138L139 230H141V232H142V235H143V237H145L148 241H150V240H155L157 237H160L161 238V240H160V242H159V246H156V247H154L156 250H157V252L155 253V257L153 258L152 256H151V254H152V249H154V248H152L153 246H151L152 244L149 242V243H145L144 242V244L141 246V244H140V247H141V253L140 254H138L137 253V251H136V254L135 255H133L132 254V252L129 250L130 248H129V246L128 247H126L125 249H123V251H120V248H121V245L116 241V240H114L112 243H111V246H110V248H111V256H105L104 254H102V253H100V252H98V253H95V254H93L92 252V250H87L86 251V253H85V255L83 256V263L82 264H163L164 263V261L165 260H167L168 261V258L169 257H171L173 260H174V258H175V261H176V258L177 259H180L181 261L183 260V258L184 257H186L187 259H186V261L185 262H182V264H195L193 261H191V260H189L188 258H189V249H187L186 247L184 248V247H181V246H179V244H174L173 243V241L176 239V234H177V230L178 229H181V228H183L188 222H191V221H194L195 219H197V216H198V208H197V206L195 205V204H193V203H191V202H189L188 200H186V198L183 200V199H181V198H177V197H175L173 194H175V193H173V191L171 190V188L168 186V185H163V184H160V185H155V186H152ZM182 187V186H181ZM200 187V186H199ZM233 187V186H232ZM236 187V186H235ZM239 187V186H238ZM249 187V186H248ZM250 187H252V186H250ZM8 188V187H7ZM26 188V187H25ZM35 188V187H34ZM140 188H141V186H140ZM147 188V187H146ZM203 188V187H202ZM227 188V187H226ZM244 188V187H243ZM5 189V188H4ZM9 189H11V188H9ZM36 189H37V185H36ZM41 189V188H40ZM44 189V188H43ZM61 189V188H60ZM63 189V188H62ZM65 189H66V191H64L65 192V194H66V196H67V194L69 195V193H70V189H69V187H65ZM94 189H96V188H94ZM131 189V188H130ZM145 189V188H144ZM149 189H150V187H149ZM152 189V188H151ZM220 189V188H219ZM16 190V189H15ZM23 190V189H22ZM38 190H39V188H38ZM97 190V189H96ZM101 190V189H100ZM177 190V189H176ZM186 190V189H185ZM244 190V189H243ZM242 190V191H243ZM248 190V189H247ZM246 190V191H247ZM3 191V190H2ZM9 191H11V190H9ZM24 191V190H23ZM32 191V190H31ZM40 191V190H39ZM50 191H51V189H50ZM99 191V190H98ZM139 191H141V190H139ZM175 191V190H174ZM245 191V192H246ZM1 192V191H0ZM22 192V191H21ZM53 192V191H52ZM61 192V191H60ZM92 192V191H91ZM180 191H178V193H179ZM210 192V191H209ZM213 192V191H212ZM225 192H227V191H224V193ZM235 192V191H234ZM249 192L251 193L252 191L251 190H249ZM14 193V192H13ZM16 193H20V191L19 192H15V194ZM27 193V192H26ZM181 193V192H180ZM229 194H230V197L229 198H231V200L233 201V202H231V201H229V199L228 200H223V190H218L217 191V195H210V194H204V193H202V194H200L199 196H200V198L201 199H203V200H205L204 202L206 203L205 205H203V212H202V215L201 216H203L204 218H206V215L207 216H209V222H210V219L211 218H213V217H216V219H218V220H220V216H219V213H220V210H221V208L223 207V205L224 206H226V207H229L231 204H238L240 201H242L241 200V198H239V197H236L235 196V194L234 193H232V192H228ZM249 193V194H250ZM1 194H3L2 192H1ZM10 194H11V192H10ZM14 194V195H15ZM42 194V193H41ZM110 194V193H109ZM248 194V195H249ZM7 195V194H6ZM9 195V194H8ZM11 195H13V194H11ZM19 195V194H18ZM52 195V194H51ZM61 195V194H60ZM104 195V194H103ZM2 196H4V195H2ZM42 196V195H41ZM61 196H63V195H61ZM105 196V195H104ZM139 196V195H138ZM177 196V195H176ZM183 196H184V194H183ZM227 196V195H226ZM240 196V195H239ZM243 196H245V195H243ZM242 196V197H243ZM1 197V196H0ZM5 197V196H4ZM8 197V196H7ZM56 197V196H55ZM182 197V196H181ZM185 197V196H184ZM194 197V196H193ZM192 197V198H193ZM217 197H221L222 198V201L220 202V203H218V201H217ZM246 197V196H245ZM12 198H14V197H12ZM61 198H64V196L63 197H61ZM90 198V197H89ZM100 198V197H99ZM103 198H105V197H103ZM183 198V197H182ZM191 198V199H192ZM255 198V197H254ZM253 198V199H254ZM10 199V198H9ZM105 199H107V198H105ZM259 199V198H258ZM262 199V198H261ZM7 199H5V201H6ZM18 200V199H17ZM63 200V199H62ZM64 200H65V198H64ZM193 200H195L196 201V199H193ZM198 200V199H197ZM252 200V199H251ZM5 201H4V203H5ZM8 201V200H7ZM10 201V200H9ZM8 201V202H9ZM14 201V200H13ZM105 201V200H104ZM108 202V201H107ZM106 201H105V203L106 204H108ZM116 202H118V201H115L112 205H110V207L112 206V208L111 209H113V213L115 214V216L114 217H111V218H106L105 219V221L104 222H102V226L103 227H105V228H107V227H110V228H112V229H114V230H121L122 232L123 231H125V229H126V224H125V220H124V218H123V215L120 213V211L118 210V207H117V205H116ZM261 202H262V200H261ZM35 203V202H34ZM71 203V202H70ZM104 203V202H103ZM38 204V203H37ZM36 204V205H37ZM118 204V203H117ZM263 204V203H262ZM4 205V204H3ZM2 205V206H3ZM6 205V204H5ZM41 205V204H40ZM75 205V204H74ZM1 206V205H0ZM38 207H39V205H37ZM45 206V205H44ZM107 206V205H106ZM42 207H43V205H42ZM47 207V206H46ZM124 207V206H123ZM45 208V207H44ZM237 208V207H236ZM3 209V208H2ZM5 209V208H4ZM46 209H48V208H46ZM110 209V210H111ZM121 209V208H120ZM225 210V209H224ZM228 210V209H227ZM1 211V210H0ZM6 211V210H5ZM112 211V210H111ZM234 211H235V209H234ZM47 213L49 212V210L48 211H46ZM201 211H199V213H200ZM236 213H234L235 215L233 216V218L231 219V221L230 222H228L227 224H226V226H232V222L233 221H235V219H236V217H242V216H245V215H248V217H249V215H251V214H253L254 212H255V210L253 209V207L252 206H244V204L243 205H240L239 204V208L238 209H236V211H235ZM2 213H3V211H2ZM7 213H8V211H7ZM41 214V213H40ZM230 214V213H229ZM39 215V214H38ZM8 216V215H7ZM127 216V215H126ZM141 216V215H140ZM16 217V216H15ZM42 217V216H41ZM9 218H11V217H9ZM87 218V217H86ZM142 218H144V217H142ZM144 218V219H145ZM41 219V218H40ZM45 219V218H44ZM43 219V220H44ZM245 219V218H244ZM16 220V219H15ZM42 220V219H41ZM132 220V219H131ZM134 220V219H133ZM8 221V220H7ZM17 221V220H16ZM55 221V220H54ZM140 221V220H139ZM138 221V222H139ZM199 221V220H198ZM224 221V220H223ZM43 222V221H42ZM212 222H213V220H212ZM53 223V222H52ZM194 222H192V224H193ZM196 223V222H195ZM200 223V222H199ZM199 223H198V225H199ZM215 223V222H214ZM15 224V223H14ZM201 224H202V222H201ZM223 224V223H222ZM57 225V224H56ZM59 225V224H58ZM60 225H62V224H60ZM188 225H190V224H188ZM196 225V224H195ZM219 225H220V223H219ZM7 226H8V224H7ZM39 226V225H38ZM42 226V225H41ZM96 226V225H95ZM133 226H136L135 224L133 225ZM187 226V225H186ZM192 226V225H191ZM194 226V225H193ZM40 227V226H39ZM59 227V226H58ZM61 227V226H60ZM59 227V228H60ZM63 227H65V226H63ZM62 227V228H63ZM195 228H196V226H194ZM206 227V226H205ZM42 228V227H41ZM74 229V228H73ZM72 229V230H73ZM127 229H128V227H127ZM184 229V228H183ZM188 229V228H187ZM208 229V228H207ZM236 229V228H235ZM64 230V229H63ZM66 230V229H65ZM197 230H199V229H197ZM245 230V229H244ZM17 231V230H16ZM57 231V230H56ZM210 231V230H209ZM50 232V231H49ZM58 232V231H57ZM131 232V231H130ZM199 232H201V231H199ZM63 233V232H62ZM76 233V232H75ZM121 233V232H120ZM128 233V232H127ZM180 233H182V232H180ZM184 233H186V232H184ZM190 233V232H189ZM258 233H259V231H258ZM59 234V233H58ZM64 235H65V233H63ZM122 234V233H121ZM186 234H188V232L186 233ZM196 234V233H195ZM17 235H18V233H17ZM61 235V234H60ZM76 235V234H75ZM129 235V234H128ZM203 235V234H202ZM201 235V236H202ZM229 235V234H228ZM238 235V234H237ZM243 235V234H242ZM247 235V234H246ZM256 234H254V236H255ZM258 235V234H257ZM256 235V236H257ZM130 236V235H129ZM128 236V237H129ZM180 236V235H179ZM210 236V235H209ZM262 236V235H261ZM15 237V236H14ZM69 237V236H68ZM126 237V236H125ZM124 237V238H125ZM142 237V236H141ZM248 237V236H247ZM258 237V236H257ZM16 238V237H15ZM57 238V237H56ZM121 238V237H120ZM134 238V237H133ZM245 238H246V236H245ZM251 238V237H250ZM90 239V238H89ZM195 239V238H194ZM208 239V237L206 236L205 237V239L204 240H207ZM210 239V238H209ZM208 239V240H209ZM212 239V238H211ZM10 240V239H9ZM66 240V238L64 239V241ZM70 240H71V238H70ZM73 240V239H72ZM200 241L202 240V239H199ZM204 240H203V242H204ZM257 240V239H256ZM262 240V239H261ZM20 241V240H19ZM26 241V240H25ZM55 241V240H54ZM99 241H102L101 239L99 240ZM112 241V240H111ZM128 241V239L127 240H125V242H127ZM144 241V240H143ZM146 241V240H145ZM157 241V240H156ZM58 242V241H57ZM61 242V241H60ZM65 242H67V241H65ZM72 242V241H71ZM76 242H78V241H76ZM139 242V241H138ZM202 242V241H201ZM209 242H210V240H209ZM246 242V241H245ZM250 242H251V240H250ZM254 242H256L255 240H254ZM19 243V242H18ZM100 243H102V242H100ZM128 243V242H127ZM231 243V242H230ZM258 243H259V241H258ZM63 244V243H62ZM66 244H68V243H66ZM87 244V243H86ZM139 244V243H138ZM195 244H198V243H195ZM200 244V243H199ZM252 244V243H251ZM30 245V244H29ZM47 245V244H46ZM69 245V244H68ZM74 245V244H73ZM72 245V246H73ZM125 245H126V243H125ZM130 245V244H129ZM154 245V244H153ZM211 245V244H210ZM209 245V246H210ZM261 245V244H260ZM12 246V245H11ZM80 246V245H79ZM127 246V245H126ZM184 246V245H183ZM186 246H188V245H186ZM208 246V245H207ZM47 247H48V252H49V257H50V259H49V263H51V264H61L62 263V261H61V258L60 259H56V255H55V253H54V250H53V248L51 247V245L50 244H48L47 245ZM59 247V246H58ZM64 247V246H63ZM87 247V246H86ZM123 247V246H122ZM190 247V246H189ZM23 248V247H22ZM26 248H28V247H26ZM69 248H70V246H69ZM127 248H129V249H127ZM191 248V247H190ZM30 249V248H29ZM71 249V248H70ZM72 249H75V247L74 248H72ZM79 249V248H78ZM134 249V248H133ZM154 249V250H155ZM40 250V249H39ZM197 250H198V248H197ZM77 251V250H76ZM5 252V251H4ZM13 252H14V250H13ZM13 252H12V254H13ZM16 252V251H15ZM51 252V253H50ZM74 252V251H73ZM135 252V251H134ZM65 253H66V251H65ZM71 253V252H70ZM197 253V252H196ZM214 253H216V251L214 252ZM15 254V253H14ZM16 254H17V252H16ZM36 254V253H35ZM83 254V253H82ZM223 254V256H225V257H227V256H231V257H233V254H230V253H228V251H225L224 253H222ZM236 254V253H235ZM27 255H28V253H27ZM67 255V253L65 254V256ZM14 256V255H13ZM80 256H81V254H80ZM25 257V256H24ZM242 257V256H241ZM5 258H6V256H5ZM27 258V257H26ZM71 258H72V256H71ZM71 258H70V260H71ZM28 259V258H27ZM77 259V258H76ZM81 259V260H82ZM15 260V259H14ZM44 260V259H43ZM65 260H66V258H65ZM259 260V259H258ZM16 261H17V258H16ZM25 261V260H24ZM59 261H60V263H59ZM34 262V261H33ZM70 262V261H69ZM72 262V261H71ZM71 262H70V264H71ZM169 262V261H168ZM166 263V262H165ZM170 263V262H169ZM202 263V262H201ZM214 263V262H213ZM25 264V263H24ZM28 264H29V262H28ZM31 264V263H30ZM39 264V263H38ZM166 264H168V263H166ZM212 264V263H211ZM218 264V263H217ZM220 264V263H219ZM227 264H233V263H230V262H228ZM243 264V263H242Z\"/></svg>",
  "mask_w": 264,
  "mask_h": 264
}]
</instances>
